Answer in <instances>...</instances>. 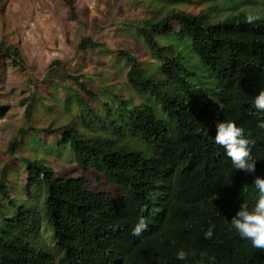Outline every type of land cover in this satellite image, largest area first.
Returning <instances> with one entry per match:
<instances>
[{"label": "trees", "instance_id": "trees-1", "mask_svg": "<svg viewBox=\"0 0 264 264\" xmlns=\"http://www.w3.org/2000/svg\"><path fill=\"white\" fill-rule=\"evenodd\" d=\"M64 1L73 12L72 2ZM212 14L210 9L196 15L172 10L138 24L137 33L157 65L146 73L132 54L118 53V65L128 69L129 97L116 95L113 87L94 98L79 77H69L94 101L92 106L68 90L75 104L65 106L82 112L84 131L71 123L32 130V135L60 134V146L69 148L80 177H56L52 167L22 159L27 191L38 183L43 198L40 207V194L18 207L5 188L6 173L1 174L0 202L6 200L11 208L0 211V264H264V252L228 223L232 195L221 168H234L223 159L224 148L213 146L216 124L233 121L264 149V129L258 127L264 113L253 107L264 91V15L248 24L249 12L215 22ZM174 34L189 43L195 65L160 41ZM219 46L224 48L221 63L211 55ZM77 48L108 52L90 39ZM1 54L21 65L16 48ZM30 111L28 107L27 116ZM17 146L15 139L11 155ZM31 203L36 204L29 207ZM189 208L193 210L186 212ZM141 218L149 221V230L135 237L132 230ZM42 221L53 231L56 260L34 242ZM213 224L212 238L205 239ZM181 249L190 253L187 260L176 258ZM207 256L213 257L209 263Z\"/></svg>", "mask_w": 264, "mask_h": 264}, {"label": "rangeland", "instance_id": "rangeland-1", "mask_svg": "<svg viewBox=\"0 0 264 264\" xmlns=\"http://www.w3.org/2000/svg\"><path fill=\"white\" fill-rule=\"evenodd\" d=\"M70 1L73 12L64 0H0V179L1 174L6 173L5 188L9 199L18 207L38 199L39 194L40 207L43 198L38 183L27 191L29 182L22 159L38 160L52 167L56 177H80L69 148L60 146V134L32 135V130H55L71 123L78 131H84L80 122L82 112L75 108L68 111L65 106L75 104L70 101L72 95L68 90L78 92L81 99L89 100L92 106L94 101L80 92L70 76L79 77V83L94 98L103 96L113 87L116 95L126 98L131 91L126 84L128 69L122 63L118 65V53L132 54L141 61L146 73L154 72L157 65L137 33L141 22L157 20L172 10L196 15L210 9L213 22L242 12L264 15L263 0H184L177 4L165 0ZM169 25L178 29L174 21ZM83 39L105 45L108 52L79 51L77 46ZM160 41L170 44L183 60L195 65L189 43L179 34L161 37ZM9 47L18 50L20 66L13 65L15 59L2 56ZM223 54L222 46L211 52L213 59L220 63ZM133 102L140 106L139 101ZM28 107H31L29 116ZM15 139L18 146L16 154L11 155L9 146ZM99 189L102 191V186ZM0 204L2 213L11 208L6 200ZM35 241L52 251L56 260L59 250L53 241L52 229L44 221L34 236Z\"/></svg>", "mask_w": 264, "mask_h": 264}, {"label": "clouds", "instance_id": "clouds-1", "mask_svg": "<svg viewBox=\"0 0 264 264\" xmlns=\"http://www.w3.org/2000/svg\"><path fill=\"white\" fill-rule=\"evenodd\" d=\"M257 19V16L249 14L246 23L252 24ZM253 107L264 113V91L254 99ZM258 127L264 129V121ZM214 140L213 146L224 148L226 156L223 159L234 168L233 172L224 166L221 168L226 177L222 179L227 192L232 195L228 203V223L236 235L264 252V149L254 140L246 138L244 129L233 121L218 122ZM191 210L189 208L186 212ZM214 229L213 224L205 232L204 238L211 239ZM148 230L149 221L141 218L134 226L132 235L139 237ZM189 255V252L181 249L176 258L184 261ZM212 258L207 256V263Z\"/></svg>", "mask_w": 264, "mask_h": 264}]
</instances>
